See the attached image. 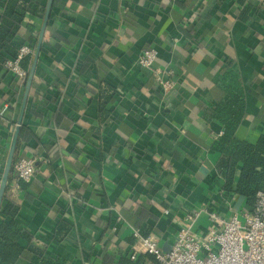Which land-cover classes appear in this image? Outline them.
I'll use <instances>...</instances> for the list:
<instances>
[{"label": "crops", "instance_id": "crops-1", "mask_svg": "<svg viewBox=\"0 0 264 264\" xmlns=\"http://www.w3.org/2000/svg\"><path fill=\"white\" fill-rule=\"evenodd\" d=\"M39 1L44 16H28L16 41L25 42L29 25L39 41L49 0ZM147 47L174 69L173 92L139 65ZM13 79L0 76V104L10 102L19 122L27 81L14 94ZM102 82L116 89L106 118ZM237 94L245 100L238 135L256 143L264 135V0H54L0 223L16 222L26 233L18 244L34 243L53 264H118L130 258L134 228L171 248L184 206L226 218L252 208L224 190L213 147L224 133L218 104ZM15 133L0 126V185ZM23 153L40 157L37 173L14 189ZM8 199L14 215L3 212ZM62 220L68 225L60 231ZM209 225L203 211L196 230ZM24 252L16 264H32L34 253Z\"/></svg>", "mask_w": 264, "mask_h": 264}, {"label": "built area", "instance_id": "built-area-1", "mask_svg": "<svg viewBox=\"0 0 264 264\" xmlns=\"http://www.w3.org/2000/svg\"><path fill=\"white\" fill-rule=\"evenodd\" d=\"M35 48L23 44L18 54L5 63V69L26 85L29 69L22 65L26 56H33ZM159 52L155 47L143 49L138 63L152 72L155 85L165 93L176 90L178 80L170 66L159 62ZM10 102L0 104V126L9 127L13 133L22 123L12 121ZM12 135V134H11ZM10 135V136H11ZM38 156L20 154L15 162L13 188L20 189L21 182H31L37 173ZM203 211L208 212L210 225L205 233L196 230ZM121 220V217H119ZM179 228L171 248L166 251L153 233L133 229L134 241L130 258L135 264H264V189L257 194L252 208L234 212L226 218L217 210L184 206L183 215L178 218ZM141 255L151 256L139 261Z\"/></svg>", "mask_w": 264, "mask_h": 264}, {"label": "trees", "instance_id": "trees-1", "mask_svg": "<svg viewBox=\"0 0 264 264\" xmlns=\"http://www.w3.org/2000/svg\"><path fill=\"white\" fill-rule=\"evenodd\" d=\"M176 1L179 5L183 6L187 0ZM238 1L244 3L246 0ZM251 8L252 4L249 1L246 5V13ZM44 13L45 6L39 0H0V76L9 72L5 69V63L18 54V50L23 44H28L36 49L38 35L31 25L27 28L28 34L25 42L16 41V38L23 33L24 21H26L28 16L41 15L43 17ZM190 21L192 23L194 20L191 19ZM31 62L32 56L29 55L22 60V65L30 70ZM13 82V93L16 94L20 90L21 85L18 84L16 77H14ZM102 84L103 82L98 91L100 99L99 111L102 114L101 116L106 118L110 113L108 105L113 101L116 89L110 84L106 83L105 87ZM61 87L64 89L65 84L61 83ZM244 116L245 100L238 94L220 101L216 110V117L223 122L224 133L214 141L213 147L221 153L218 170L224 179V190L230 194L243 195L248 204L254 205L258 192L264 189V135L256 143H251L239 137L238 129ZM1 129L5 133L12 134L9 127L1 126ZM239 163L242 164V169L238 175L236 168ZM13 175L12 171L9 181L13 179ZM17 209L18 207L8 199L3 212L14 215ZM66 225H68L67 222L64 220L60 221L59 230L64 229ZM21 233L26 235L24 229L16 222L10 224L0 223L1 264H16L26 250L34 253L32 264L56 263L54 260L43 258L41 248L34 245V243H31L27 248L18 244L16 237ZM108 252V250H105L103 257L109 259L110 254ZM141 257L152 258L151 256L141 255L139 261L142 260ZM63 262L65 263V261ZM118 264H135V261H131L129 256H122Z\"/></svg>", "mask_w": 264, "mask_h": 264}, {"label": "water", "instance_id": "water-1", "mask_svg": "<svg viewBox=\"0 0 264 264\" xmlns=\"http://www.w3.org/2000/svg\"><path fill=\"white\" fill-rule=\"evenodd\" d=\"M53 1L54 0H49V3H48L47 8H46L45 19H44L43 26H42V29L40 32L38 45H37V48L35 50L34 59H33L32 65L30 67L29 75L27 78V88H26V92H25V96H24V100H23V104H22V111H21V117H20L19 123H22V118H23L24 111L26 108V103H27L28 95H29V92L31 89L32 81L34 79V76H35V73H36V70L38 67V63H39V59H40V55H41L42 43H43V39H44V34H45V30H46V27H47V24H48V21L50 18L51 9L53 6ZM20 127L21 126H19L16 129V133H15L14 140H13V143L11 146V150H10L9 158H8L7 165L5 168V172H4L3 177H2V181H1V185H0V207H1L2 201L4 199V196H5L7 187H8L9 178H10V175H11V172L13 169V163H14L15 153H16V149H17V142H18V137H19V133H20ZM164 249L166 251H169L170 246H168L166 244L164 246Z\"/></svg>", "mask_w": 264, "mask_h": 264}]
</instances>
